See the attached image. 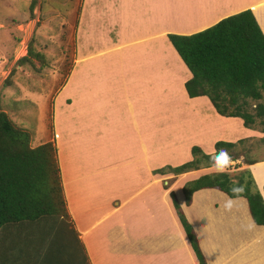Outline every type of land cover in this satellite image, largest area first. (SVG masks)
Here are the masks:
<instances>
[{
	"label": "crops",
	"instance_id": "crops-1",
	"mask_svg": "<svg viewBox=\"0 0 264 264\" xmlns=\"http://www.w3.org/2000/svg\"><path fill=\"white\" fill-rule=\"evenodd\" d=\"M88 1L94 5L92 10L111 16L110 25L114 27H110L114 30L116 40L107 38L104 50H90L86 59L74 65L71 106H74L76 101L82 105V109L78 110L80 114L86 110L94 111L95 119L97 110H100L99 121L105 128L103 131L110 125L109 130L113 133L124 132V129L145 133L141 123H144L146 116H156L157 105L161 109L158 110L160 113L167 112V116L172 119L156 130H163L165 133L167 131L170 135V143L167 145L170 152L167 157L173 161L167 164L163 162L165 158L157 151L160 149L158 144L156 152L145 158V136L135 138L131 142L135 149L131 148L130 151L128 144L121 147L118 140L116 149L125 151L121 156L115 157V160L111 159L108 164L114 166L119 163L128 166L126 170H130L134 183L130 189L123 192L122 189L118 190V187L112 189V174L103 172L99 179L96 178L100 172L97 164L96 167L86 166L83 172L79 168L70 170L67 151L64 154L63 144L57 139L56 159L65 207L84 246L89 263L198 264L174 213L168 196L169 191L165 193V190L172 187L174 189L171 191L192 228L204 264H264V227L252 222L245 199H231L218 190L201 189L192 193L190 203L185 205L181 193L182 185L201 176L200 174L187 179L191 173L204 169L183 173L174 178L153 174L154 170L165 165L175 167L189 161V150L192 146L199 147L205 154L212 153L214 143L222 141L223 138L232 139L226 138L225 134L231 136V132L236 128L244 134V137L239 139L248 138L254 141L264 138V133L244 128L240 119L216 114L206 97L189 99L186 96L183 83L190 78V73L166 38L168 34L190 35L199 32L243 10L251 12L264 37V0L85 2ZM174 12L177 20L170 18ZM122 13L128 22L132 20L131 28L123 36L118 28ZM76 21L78 23V17ZM74 34L76 35L75 31ZM79 48L76 42L77 56L82 59L84 54ZM121 48L130 49L128 52L131 54L145 48L154 54L156 52L159 60L158 71L155 73L154 69L150 70L152 76L148 75L149 72L145 74L146 65L139 62L138 57L129 70H120L124 72L125 82L120 87H113L112 82L117 81L114 79L115 75L102 70L105 65L108 69L109 66L129 65L125 62L123 64L122 60L113 61L115 65L105 62L107 54H117V50ZM80 49L87 52L86 47ZM99 58L102 60H98ZM76 61L74 60V63ZM84 69L91 72V75L84 74L87 78L81 75ZM154 74L158 78L157 84ZM80 78L92 82V88L81 89L79 92ZM138 79H143L141 86H145L146 90L132 89L133 80ZM146 104L153 105V108L145 111ZM63 107L67 108L65 104ZM60 117L58 113V122ZM100 131L94 129V132ZM128 138L125 137L126 140ZM49 141L51 140L45 142ZM183 153L188 154L180 157ZM178 157L180 159L176 160ZM251 160L254 162L249 165H244L241 159L238 164L240 169L249 170L264 203V158ZM156 165L162 166L156 168ZM90 170L92 172H89ZM165 176L171 178L169 183L167 178L158 181L159 177ZM164 185L168 188L164 189Z\"/></svg>",
	"mask_w": 264,
	"mask_h": 264
},
{
	"label": "trees",
	"instance_id": "trees-1",
	"mask_svg": "<svg viewBox=\"0 0 264 264\" xmlns=\"http://www.w3.org/2000/svg\"><path fill=\"white\" fill-rule=\"evenodd\" d=\"M34 3L28 6L30 13ZM166 38L190 73L183 83L189 99L206 97L219 116L238 118L244 128L264 133V37L249 10L199 32ZM26 53L32 54L30 48ZM25 63L31 64L26 54L15 61L16 67ZM32 135L0 109V264H90L65 207L56 148L52 141L32 147ZM258 141L264 146V138ZM250 142L218 141L210 154L192 146L189 161L165 165L153 174L174 178L239 159L249 165L254 162L246 155ZM240 167L233 165L232 176L222 171L185 182L181 187L185 205L195 191L215 189L228 198L245 199L252 222L264 227L263 200L249 170ZM168 196L198 264H204L174 193L169 191Z\"/></svg>",
	"mask_w": 264,
	"mask_h": 264
},
{
	"label": "rangeland",
	"instance_id": "rangeland-1",
	"mask_svg": "<svg viewBox=\"0 0 264 264\" xmlns=\"http://www.w3.org/2000/svg\"><path fill=\"white\" fill-rule=\"evenodd\" d=\"M31 1L33 0H0V109L14 124L33 133L31 146H37L48 140H51L55 146L59 139L63 144L64 154L67 151L70 170L79 168L83 172L86 166L96 167L98 165L100 172L97 173L96 178L99 179L103 172L112 174V189L115 190L118 187V190L122 189L123 192L130 189L134 183L130 170H126L128 166H122L119 163L114 166L108 164L111 159L115 160V157L121 156V153L125 151L116 149L118 140H120L119 146L122 145L121 147L128 144L130 151L131 148L135 149V145L131 142L137 137L145 136V158L154 151L156 152V148L159 147L157 151L164 156L163 162L166 164L173 162L170 157L169 160L167 157L170 152L167 149L170 135L167 131L165 133L161 129L162 132L156 130L157 127L172 119L167 116V112L160 113L158 110L161 111V109L157 105L156 116H146L144 123H141V127L145 128V133L130 132L129 129L113 133L109 130L110 125H107L108 129L103 131L105 128L99 121L100 110H97L98 115L95 119L94 111L86 110L80 114L78 110L82 109V105L77 104L76 101L73 103L74 106H71L73 94L71 81L74 65L86 59L90 50H104L108 42L107 38L116 40L114 30L111 28L114 25H110L111 16L92 10L94 5L89 1L86 3V0H35L34 8L30 13L28 6ZM137 1L144 0H135ZM155 1L153 0V3ZM174 16H177L175 12L170 18L177 20ZM77 17L78 23H76ZM119 23L120 34L126 35L128 29L131 28L132 20L128 22L125 14L122 13ZM76 42L80 48L86 47L87 49L85 53L86 50L79 48L84 54L82 59L77 56ZM22 43H27L26 50L30 48L32 54L25 53L32 65L25 63L16 67L15 61L20 58L17 55ZM129 50L121 48L117 50V54L106 55L105 62H111L112 65L116 64L113 61L119 60H122L123 64L124 62L129 64L123 67L121 65L109 66L110 70L107 65L104 66L102 71L114 74V79H117L112 82L113 87L115 85L120 87L125 82L123 73L137 62L138 57L139 62H144L146 65L145 74L149 72L148 75L152 76L150 70L154 69L155 73L158 71L159 60L156 52L154 54L150 49L145 48L131 54ZM34 54H39L41 57L35 58ZM74 60L77 61L74 63ZM99 68L102 69L101 64ZM111 69L117 70L112 71ZM121 69L124 72H121ZM84 74L91 75V72L84 69L81 75L87 78ZM86 78L78 80L79 92L82 91L81 89L92 88V82L90 83ZM154 79L157 84L156 74H154ZM133 82L132 89L146 90L145 86H141L143 79L133 80ZM63 104L67 108H64ZM148 108L152 109L153 105L146 104L144 110L149 111ZM58 113L61 115L59 122ZM94 129L101 131L94 132ZM225 135L226 138L233 140L244 137V134L237 128L231 132V136H228V133ZM125 137L129 138L126 140ZM232 139L223 138L221 140L234 142L231 141ZM258 140L250 142L251 151L246 154L247 158H264V146ZM184 154L188 153H183L180 157ZM239 160L191 173L187 179L200 174L222 171L229 172L232 176V173L236 171L233 165L238 164ZM160 166L162 165H156V168ZM169 176L159 177L158 181L169 179ZM173 189L171 187L165 190V193Z\"/></svg>",
	"mask_w": 264,
	"mask_h": 264
},
{
	"label": "built area",
	"instance_id": "built-area-1",
	"mask_svg": "<svg viewBox=\"0 0 264 264\" xmlns=\"http://www.w3.org/2000/svg\"><path fill=\"white\" fill-rule=\"evenodd\" d=\"M26 49H27V43H22L21 46H20V52H19L20 54L18 53L17 57H22L24 54H26L25 53Z\"/></svg>",
	"mask_w": 264,
	"mask_h": 264
}]
</instances>
